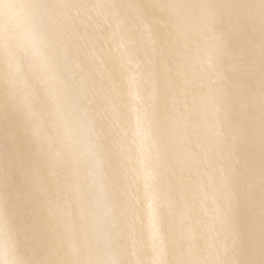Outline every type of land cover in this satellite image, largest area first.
Wrapping results in <instances>:
<instances>
[{
	"label": "snow or ice",
	"instance_id": "6c2138e0",
	"mask_svg": "<svg viewBox=\"0 0 264 264\" xmlns=\"http://www.w3.org/2000/svg\"><path fill=\"white\" fill-rule=\"evenodd\" d=\"M107 6L125 24L138 28L147 26L155 31V25L146 15L149 6L137 0H33V10L27 17L28 55L38 61L41 68L53 82H59L79 96L80 90L72 83L71 77L80 74L91 49L97 43V29L101 21L95 17L81 16V9ZM8 0H0V8H8ZM151 8H164L177 18L176 31L179 35L191 24L188 14L195 17L194 34L203 36L209 30L214 35L217 68L212 83L211 94L205 99L216 116L224 120L227 109L233 111L242 121L241 127L217 128V142L227 151L222 159H217L205 171L212 176L216 185L222 186L223 170L239 171L244 191L250 197L259 192L258 225L257 204L251 201L252 227L245 238L229 233L227 237L215 229L202 209L215 205V197L201 194L200 181L193 177L191 184L181 187L178 178L198 170L202 162L195 150L182 149L173 159H169L161 146L153 155H144L140 160V173L144 180L146 198L134 205L132 221H142L147 228V236L152 245L167 255V245L162 229L163 218L171 214L175 221L178 254L175 260L161 258L150 264H264V0H190L189 3H152ZM233 37L239 39V47H231ZM0 75L9 83L17 78L25 80L21 72L14 37L10 31L0 37ZM172 67L169 54L157 52L155 64L145 63L134 79L124 77L125 87L121 101L127 104L136 120V134L149 141L157 133L154 112L161 97L169 94L163 76ZM259 69V85L255 76ZM241 71L244 79L234 83V73ZM122 103L111 95L103 102L106 118L118 119L122 113ZM110 109V111H108ZM85 111H89L85 105ZM186 114L170 113L169 125L176 140L184 135L182 122ZM244 139L252 146H259V170L238 159L235 145ZM160 145V140L155 141ZM163 180L166 190L162 197L155 194L154 185ZM178 193L183 194L182 199ZM65 254L70 259L38 261L35 264H91L74 257L77 247L74 239L65 243ZM227 254V259L217 258ZM199 257V258H194ZM107 264H126L114 259ZM143 264V262H141Z\"/></svg>",
	"mask_w": 264,
	"mask_h": 264
},
{
	"label": "rangeland",
	"instance_id": "374dc122",
	"mask_svg": "<svg viewBox=\"0 0 264 264\" xmlns=\"http://www.w3.org/2000/svg\"><path fill=\"white\" fill-rule=\"evenodd\" d=\"M33 1V0H29ZM142 5L149 6L146 15L155 25V31L148 28H138L135 25L127 24L131 26L136 32L137 37L134 40L127 41L126 33L124 32V26L120 24L119 16L109 7L101 5L96 8H84L81 9L80 15L85 17H95L101 21L100 27L97 29L96 35L98 37L95 47L91 49V53L84 63L80 74L71 77L72 83L75 87L79 88L80 93L84 96V99L76 101L71 99L72 92L69 90V94L66 98L65 103L52 109L46 113H38L32 115L28 121L15 128V134L17 136L26 134L27 136L31 133L35 134L37 129L31 130L39 123L44 128L54 118H61L67 113L72 112L74 126H77L82 121H85L86 125L80 136L86 138V135L92 133V128L99 122H103L104 127L98 129L96 137L92 144L99 148V152L95 154L83 157L77 164L72 165L67 174L80 176L83 173L89 182L85 185L77 187L75 191L80 196L97 198V192L100 187H109L111 189L106 200H103L104 205H111L116 202L119 198L123 200V208L121 213L117 214L111 220H105L99 224L93 236H99L100 233L108 228L118 226L121 223L126 222L129 225L128 229L120 230L115 239L105 240L104 247L107 243L115 241L122 243L129 247V251L126 253L124 259L126 264H150L154 254V246L149 241L147 236V229L143 227V222L137 220L135 223L132 221V215L135 211L134 205H138L139 201L146 198L148 195L144 190V180L141 176L140 171H137L142 153L137 152L135 141L138 138L136 134V123L133 124L132 119L134 114L131 112L127 104H123L121 96L124 84V75L126 74L130 79L135 78V74L145 63L155 64L157 52L160 50L166 51L172 59L171 69L164 74V76L170 78L168 81H163L167 85L169 94L161 97L159 106L154 112V118L159 117L161 120L157 123V133L153 136L147 147H143L144 154L152 151H157L161 146H168L170 152L166 153L169 159H173L176 154L182 149L187 151L195 150L199 153V157L202 158V162L198 170H193L190 174H184L178 178V182L181 187L186 184H191L193 177L198 179L201 184V194L207 197L210 194L212 188L208 184L206 176L209 174L205 171V166L211 168L212 163H207L211 156L215 153H220L217 146L211 145L208 147L206 153L203 152L204 146L201 144L202 137L200 136L198 129L194 126L193 115L198 104L203 100L206 95H210L212 88L200 92L195 97H190L189 94L192 92L197 84L196 79L182 80L176 78L178 73H181L185 77H189V68L193 65L191 59L185 60L183 55L188 51H197L202 47L209 45L211 49H214L213 40L214 37L202 36L192 45L188 44V41L192 39L193 32L190 26L186 25L185 30L177 34L176 23L177 18L171 16L169 12L164 8L153 9L150 7L152 4L150 0H137ZM156 3L160 4H171L175 3L173 0H157ZM191 15V14H190ZM14 18L10 19V23H14ZM187 40V44L190 48L184 46L183 41ZM236 38L233 37L231 41V47L235 51L238 47L235 44ZM28 44V40H22L18 44V51L21 53L19 61L26 67H33L35 60H33L28 53L23 51V47ZM216 58H207L197 63V68L200 70H212L216 72L217 65L214 63ZM258 68V67H257ZM234 74V83L239 84L244 79V74L241 71H236ZM48 78L47 74L43 71L37 77H27L25 81L16 87L13 91V96H18L25 87H32L34 89L42 88L43 81ZM214 76L207 78L209 84L212 85ZM11 83L6 79L0 84V95H6L9 91ZM84 84L87 86L83 87ZM63 84L59 82L49 81L45 83L43 88V94L37 99H28L29 108L37 106H45L52 104L58 99L57 94L61 91ZM104 88V91L99 95H94L97 89ZM111 97L118 103H122V113L118 119L106 118L108 112L103 107V102L107 96ZM170 95V98H167ZM18 103V101L16 102ZM16 103H8L4 107V110L10 112L15 108ZM85 105H87L89 111H85ZM3 108H0V137L8 130L9 124L1 123V115ZM28 110H20V113L16 117H25L28 114ZM110 111V109L108 110ZM175 113L177 115L186 114L183 119L182 127L185 132V141L182 138L177 141L172 133L169 125V115ZM53 127L59 131L65 129V125L62 123H56ZM159 138L160 145H157L155 141ZM65 142L70 145H75L76 152L64 154L61 147L55 146L53 154H60L67 159H73L76 153H83L86 151V147L90 144H84L78 142L74 137H66ZM52 140H44L40 145H47ZM13 141L0 140V150L8 151L12 148ZM13 149V148H12ZM75 149V148H74ZM238 159L240 161H246L249 166H253V161L245 155V152H237ZM6 153L0 155V158H5ZM98 162H104V164L98 169L93 165ZM215 162V161H214ZM213 162V163H214ZM109 166H113V170H108ZM108 178L102 179L99 177V171H107ZM59 171L58 168L46 169L39 172V176ZM6 180L13 181L15 183L13 192L20 194L25 191L26 187L18 185L19 178L11 172L10 169H3L1 173ZM235 175L231 174L228 179H234ZM61 184H47L42 191V195L47 194L53 189H60ZM155 194L158 197H162L166 185L163 180L154 185ZM229 192L236 194L239 192L241 195L236 201L235 215L237 217L236 222L233 224L232 234L238 235L241 238H245L247 229H251V201L258 196L250 197V195L244 191L242 185L231 187ZM226 191H220L219 202H217L211 208L208 205L202 209L207 214L208 220L215 222L214 227L219 233L225 237L226 234L222 233L221 229L218 228V223L226 220L229 213H214V210L224 202V196ZM183 199L184 195L178 193ZM257 204V217L256 222L258 225V204ZM6 205L17 206L22 210V213H26V209L29 205V200L26 197H15L8 199ZM96 211L92 218L96 219L98 216ZM57 221H65V218L55 217ZM25 222H29L27 216L24 217ZM87 222V221H86ZM162 229L165 235V241L167 245V255L163 256L165 259L175 260L177 258H188L182 257L178 254V246L176 243V229L175 221L171 214H168L163 218ZM35 235V234H34ZM33 235V237H34ZM38 236V235H37ZM31 240L23 243L25 246L29 245ZM227 255L220 256L218 258L227 259ZM199 258V257H194ZM85 260V259H84ZM1 264V262H0Z\"/></svg>",
	"mask_w": 264,
	"mask_h": 264
},
{
	"label": "bare ground",
	"instance_id": "6f19581e",
	"mask_svg": "<svg viewBox=\"0 0 264 264\" xmlns=\"http://www.w3.org/2000/svg\"><path fill=\"white\" fill-rule=\"evenodd\" d=\"M175 3H189L190 0H173ZM11 5L8 8H0V37H3L5 32L10 31L14 37V46L18 50V44L22 40H28L27 36V17L33 11L30 5L33 1L29 0H8ZM151 3H156L157 0H150ZM14 18L15 22L10 23V19ZM188 19L191 20L190 26L193 36L188 41L189 45H192L201 37L194 34L195 17L188 14ZM120 24L124 26V32L126 33L127 41L134 40L137 37V32L129 25L120 21ZM203 36L214 37L211 30L206 32ZM236 38V37H235ZM184 46L190 48L187 44V40L183 41ZM236 46L239 47V39L236 38ZM28 44L23 47V51L27 52ZM3 53L0 52V59H2ZM216 58V49H211L209 45L202 47L200 50L192 51L188 50L183 58L185 60L191 59L193 63L189 68V77L183 76L178 73L175 77L182 80L196 79L197 84L195 89L190 92V97H195L200 92H204L207 89L212 88L207 78L215 75L212 70H200L197 68V63L207 58ZM17 62H20L19 59ZM33 67H26L21 64V72L25 79L27 77H37L44 70L41 68L38 61H35ZM48 76V75H47ZM127 76L126 74L123 76ZM237 76V74H234ZM255 83L259 85V69L257 68ZM6 79L3 75H0V84ZM170 78L163 76V81H168ZM25 81V80H24ZM24 81L17 78L14 83L9 86V93L6 95H0V108H3L1 115V123L9 124L8 130L0 137V140L13 141L12 148L8 151L0 150V155L6 153L5 158H0V262L1 264H35L38 261L48 260H66L69 257L65 254V243L69 238L74 239L77 247V255L75 259L91 262V264H107V262L119 259L123 260L126 253L129 251V247L111 241L104 247L105 240L115 239L120 230H126L129 225L124 222L111 229L108 227L104 229L99 236L93 234L99 227V224L105 220L113 219L117 214L121 213L123 208V200L119 198L111 205H104L103 200H106L111 189L103 187L97 192V198L85 197L78 195L75 191L77 187L85 185L89 180L85 177L86 174L80 176L68 175L69 168L81 161L83 157L99 152V148L95 147L92 142L94 141L98 129L104 127L103 122H99L92 128V133L86 135V138L80 136L81 132L85 128V121H82L77 126L73 124V113L69 112L61 118H54L44 128L39 123L34 127L31 126V130L37 129L38 132L27 136L22 134L17 136L15 134V128L28 121L32 115L38 113H46L62 106L69 94V90L63 85L61 91L57 94L58 99L52 104L45 106H37L29 108L28 99H37L42 96L45 83L51 81L48 77L43 81L42 88L34 89L32 87H25L18 96H13V91L18 85H21ZM87 86L84 84L83 87ZM104 91V88L96 90L94 95H99ZM209 95H206L203 100L198 104V108L194 112L193 120L194 126L198 129L200 136L202 137L201 144L204 146L203 152L206 153L208 147L215 145L220 150V153H215L211 156L207 163H213L217 159H222V153L226 154L227 149L217 142V128L219 127H241L242 121L240 117L229 106L227 109V116L224 120H220L210 104H206L204 101ZM167 95V98H170ZM71 99L80 101L84 99V96L80 93L79 96L72 94ZM18 101V103H16ZM16 103L14 109L10 112L4 110V107L8 103ZM28 114L25 117H16L20 110H28ZM157 110V109H156ZM155 129L157 131V123L161 118L156 117ZM133 124L136 123L135 116L132 119ZM169 122V121H168ZM56 123H62L65 125V129L59 131L53 127ZM66 137H74L78 142L84 144H90L86 147V151L83 153H76L73 159H67L60 154H53L55 146L62 148L64 154L75 153V145H70L65 142ZM185 135L182 137V141H185ZM51 139L47 145H40L42 141ZM153 141H144L138 136L135 141L137 152L142 155L155 156L156 151L145 153L143 147H147ZM75 148V149H74ZM236 152H245V155L253 161V168L258 172L259 170V146H252L244 139H241L235 145ZM164 152L169 153V147L164 146ZM142 158V157H141ZM159 160L158 156H155ZM141 160V159H140ZM104 162L95 163L93 166L99 170ZM49 168H58L59 171L50 172L39 176V172ZM3 169H10L18 178V185L26 187L25 191L17 194L13 192L15 183L10 180L4 179ZM108 170H113V166H109ZM107 171H99V177L102 179L108 178ZM137 171H140V163ZM231 174L235 175L234 179H228ZM224 181L222 186H217L213 181L212 176L209 174L206 176L207 182L212 186L211 192L207 197L214 196L215 204L219 202L220 191H226L224 196V202L222 206L216 208L214 213H229L230 216L218 223V228L222 233H232L233 224L236 222V201L241 195L239 192L232 194L229 192L231 187L242 185L241 173L237 171L229 172L223 170ZM47 184H61L60 189H53L47 194L42 195V191ZM201 185V184H200ZM243 186V185H242ZM149 194V193H148ZM26 197L29 200V205L26 209V213L23 214L22 210L17 206L6 205L8 199L15 197ZM256 202H259V197L256 196ZM98 211L96 219L92 218V215ZM29 218V222L24 221V217ZM55 217L65 218V221H57ZM87 221V222H86ZM215 224L213 220H209ZM252 222V218H251ZM145 229L146 225L143 223ZM250 229H247L245 237L248 235ZM35 234V235H34ZM34 235V237H33ZM38 235V236H37ZM31 240L30 244L25 246L23 243ZM227 255V254H226ZM163 258L158 248L154 247V254L152 261ZM218 258V257H217ZM228 258V257H227ZM85 259V260H84Z\"/></svg>",
	"mask_w": 264,
	"mask_h": 264
}]
</instances>
